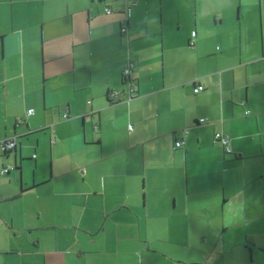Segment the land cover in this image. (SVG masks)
I'll list each match as a JSON object with an SVG mask.
<instances>
[{"label":"crops","instance_id":"0c3cea01","mask_svg":"<svg viewBox=\"0 0 264 264\" xmlns=\"http://www.w3.org/2000/svg\"><path fill=\"white\" fill-rule=\"evenodd\" d=\"M13 133L0 264L259 260L264 0H0Z\"/></svg>","mask_w":264,"mask_h":264},{"label":"built area","instance_id":"2783aa9c","mask_svg":"<svg viewBox=\"0 0 264 264\" xmlns=\"http://www.w3.org/2000/svg\"><path fill=\"white\" fill-rule=\"evenodd\" d=\"M106 10H109V7H106ZM123 29L124 28L122 26V30ZM194 34H195V31H192V36ZM131 72H132V62L129 61L122 68V76L124 77V79H128V87L126 90H127V94H129V96H131L132 93L136 89V86L133 83H131L129 80ZM202 89H203V85L201 83H197L193 88L194 92L200 91ZM114 95H116V91L114 92ZM32 112H33V108H28L26 113L30 114ZM65 115L66 114H64V116ZM21 120L22 119H19L18 121H21ZM200 120L202 121V120H204V118H201ZM182 131L184 134L187 133V128H183ZM16 137H17V134L13 133V134H10V135H7V136L1 138L0 139V148L3 149L5 146L14 147V145L16 143ZM214 138L220 142L224 151L229 152L231 150V147H230L229 142H228V135L225 132L215 131L214 132ZM182 143H183V137L179 136L174 141V147L181 146ZM33 155H35V154H33ZM11 167H13V166L9 165V164H3V166L0 169V173L7 171Z\"/></svg>","mask_w":264,"mask_h":264},{"label":"rangeland","instance_id":"374dc122","mask_svg":"<svg viewBox=\"0 0 264 264\" xmlns=\"http://www.w3.org/2000/svg\"><path fill=\"white\" fill-rule=\"evenodd\" d=\"M254 252L258 254L257 249H254ZM255 253H254V254H255ZM255 257H256V255H255ZM253 259H254V257H252V259H251V264H264V256H263V254H262V257L259 258V260H255V261H253ZM260 259H261V260H260Z\"/></svg>","mask_w":264,"mask_h":264},{"label":"flooded vegetation","instance_id":"af4514ba","mask_svg":"<svg viewBox=\"0 0 264 264\" xmlns=\"http://www.w3.org/2000/svg\"><path fill=\"white\" fill-rule=\"evenodd\" d=\"M15 145H16V143H15ZM14 145V146H15ZM11 149V147H8V146H5L2 150L4 151V152H6V151H8V150H10Z\"/></svg>","mask_w":264,"mask_h":264},{"label":"water","instance_id":"95a60500","mask_svg":"<svg viewBox=\"0 0 264 264\" xmlns=\"http://www.w3.org/2000/svg\"><path fill=\"white\" fill-rule=\"evenodd\" d=\"M130 97H133V96H130ZM15 146H16V145H15ZM15 146H14V147H11V149L15 148ZM11 149H10V150H11Z\"/></svg>","mask_w":264,"mask_h":264},{"label":"trees","instance_id":"16d2710c","mask_svg":"<svg viewBox=\"0 0 264 264\" xmlns=\"http://www.w3.org/2000/svg\"><path fill=\"white\" fill-rule=\"evenodd\" d=\"M124 30H125V27H124V29L122 30V32H124Z\"/></svg>","mask_w":264,"mask_h":264}]
</instances>
